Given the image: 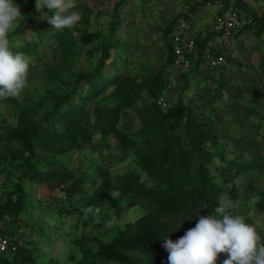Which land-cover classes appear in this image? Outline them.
<instances>
[{"label": "rangeland", "instance_id": "374dc122", "mask_svg": "<svg viewBox=\"0 0 264 264\" xmlns=\"http://www.w3.org/2000/svg\"><path fill=\"white\" fill-rule=\"evenodd\" d=\"M115 1L75 0L76 7L70 11L80 13V7H88V23L80 20L74 28L59 31L43 20L42 15L48 11L45 8L43 12H37L36 20L23 35L10 34V46L30 45L33 49L32 44L36 45L35 51L23 53L30 60L29 86L19 98L0 99V135H5L18 124L17 113L21 110L29 112L37 107L32 119L40 121L43 114L55 105L52 94L70 92L78 72L93 71L100 57L101 40L85 43L78 38L82 32L106 34ZM14 3L19 5L23 14L21 0H14ZM180 3V0H127L115 33L118 47L110 50L102 70L104 79L109 82L88 101L87 107L95 102L113 106L119 100L116 94L118 85L129 79L142 83V79L155 76L166 56L162 32L172 18L182 19L179 16ZM250 5L249 8L257 11L258 15H264V0H252ZM189 18H186L188 24ZM191 29L188 27L187 32L197 36L198 32ZM65 35L74 40L67 47L61 43ZM214 41L217 42L216 51L223 56L222 65L209 70L194 58L184 68H174L170 63L164 68V78L169 86L158 98L160 106L165 109L182 93L185 102L214 135L217 147L211 151L213 158L207 165L214 180L226 190L220 200L235 203L237 207L230 209V213L244 216L245 222L256 227L264 242V211L258 209V204L264 201V73L260 68L264 56V32L258 35L251 28H242L226 39L218 37ZM76 87L75 96H83L86 82ZM148 99L142 86L140 98L122 112L118 122L120 129L127 132L135 130L140 107ZM56 128L62 130V125L58 123ZM80 144L58 154L36 143L35 153L40 156L38 165L46 167L53 163L57 169L64 168L74 171L76 176L83 175V188L88 191L98 183L94 171L98 165L109 168L112 174L136 167L134 154L124 149L112 135L102 137L96 132L90 142ZM17 145L15 141L11 142L12 147L17 148ZM222 167L228 169L230 180L224 181L219 175ZM23 170L19 159L13 160L11 165L8 160L0 159V193L10 189ZM21 182L28 199L20 222L12 223V228L16 229L18 244L30 245L27 249L35 264H69L72 259H81L76 240L82 235L86 246L94 248V236L110 240L125 222L135 220L152 205L145 198L133 207L122 201V215L115 219L113 209L105 204L101 209L102 220L115 221L113 227L106 228L103 223H95L91 216L87 220L83 218L80 209L86 207L81 205L84 198L67 200L59 194L58 186L50 189L46 184L31 182L28 178L21 179ZM231 187L234 192H228ZM1 224L4 229L8 228L5 222ZM100 264L118 263L100 260Z\"/></svg>", "mask_w": 264, "mask_h": 264}, {"label": "trees", "instance_id": "16d2710c", "mask_svg": "<svg viewBox=\"0 0 264 264\" xmlns=\"http://www.w3.org/2000/svg\"><path fill=\"white\" fill-rule=\"evenodd\" d=\"M207 1L195 2L187 13L179 12V16L189 18L198 6L205 5ZM21 2L24 12L19 27L14 31L19 35H23L37 18L36 1ZM250 3L234 0L232 5L253 16L254 25H244L242 28H251L253 33L260 35L264 32V15H258L257 11L250 9ZM126 4L127 0L113 3L106 34L82 32L78 38L85 43L101 40L100 57L93 71L78 72L74 79L75 86L70 92L52 94L55 105L43 114L40 121L32 119L37 107L29 112L21 110L17 113L18 124L5 135H0V159L8 160L9 165L13 160L19 159L24 168L22 175L18 176L19 180L10 189L0 193V224H8L5 229L12 236L17 233L12 228V223H19L28 199L27 190L21 182L23 178H28L31 182H42L50 189L58 186L59 194L67 200L82 197L84 200L81 205L86 207L102 209L106 204L113 209L115 219L122 215V201L128 207L137 205L142 198L152 203L151 208L142 212L135 220L125 222L110 240L94 236V248L86 246L82 235L76 240L82 258L72 259L69 264H99V260H110L118 264H167L168 253L162 247L163 239L170 238L175 242L186 230L195 226L199 215L211 214L218 206L221 195L226 192L214 180L207 165L213 158L211 151L217 147L215 137L185 102L183 94L179 93L177 101L165 109L157 103L158 97L169 86L164 78V68L173 61L169 39L177 22L175 18L166 24L162 32L166 56L154 77L142 79V83L129 79L118 85L116 94L119 100L113 106L97 102L86 106L109 82L104 79L102 70L110 56V50L118 47L115 33L121 22L120 12ZM222 4L220 13L231 2L222 0ZM89 10L88 7H80L82 23H88ZM213 35L214 33L209 32L205 36H195L200 55ZM73 41L70 35H65L61 43L67 47ZM32 45L33 49L26 45L19 48L10 46V50L13 53H30L29 51H35L36 43ZM260 68L264 73V56ZM82 82L87 84L85 94L75 96L78 91L76 86ZM142 86L149 99L140 107L135 130L124 131L118 126L119 119L122 112L140 98ZM58 123L62 125V130L56 128ZM96 132L102 137H115L124 149L134 154L136 167L112 174L109 168L98 165L94 169L98 183L88 191L83 188V175L76 176L74 171L57 169L53 163H48L46 167L38 165L37 159L40 156L35 153L36 143L48 151L62 154L80 146L81 142H90ZM12 141L18 144L17 148L11 146ZM219 175L224 181L231 179L225 167H222ZM112 190L119 191L117 199L108 195ZM228 192H234L233 188H229ZM60 200L67 202L62 198ZM258 209L264 211V201L258 204ZM225 258V254L220 255L221 261ZM0 264H35V260L21 243L17 244L14 252L0 254Z\"/></svg>", "mask_w": 264, "mask_h": 264}, {"label": "clouds", "instance_id": "9594fccd", "mask_svg": "<svg viewBox=\"0 0 264 264\" xmlns=\"http://www.w3.org/2000/svg\"><path fill=\"white\" fill-rule=\"evenodd\" d=\"M75 0H36L37 12L44 13L54 30L72 29L81 20L75 8ZM47 13H52L47 15ZM22 12L14 0H0V99L19 98L29 86L30 60L23 53L10 50V34L20 25ZM112 199L119 191L108 192ZM237 205L222 199L209 215H199L194 227L186 230L175 242L166 238L162 247L167 251V264H264V242L256 227L245 222V217L233 215L230 209ZM85 220L89 216L95 223L113 227V220H102L99 207L80 209ZM226 258L220 260V255Z\"/></svg>", "mask_w": 264, "mask_h": 264}, {"label": "built area", "instance_id": "2783aa9c", "mask_svg": "<svg viewBox=\"0 0 264 264\" xmlns=\"http://www.w3.org/2000/svg\"><path fill=\"white\" fill-rule=\"evenodd\" d=\"M180 12L187 13L195 2L202 0H180ZM243 3H250L251 0H239ZM219 10L222 9V2L216 3ZM244 25H254L253 16L244 13L241 9L229 5L224 13H217L213 25V32L218 37L226 39L233 35ZM189 24L187 19L182 16L172 28L169 43L173 52L172 65L174 68L188 67L191 63L190 58L200 59L201 63L209 70H216L223 63V56L214 49L212 43L208 41L204 45L201 55L198 52L196 39L193 35L188 34ZM160 105V99H157ZM18 241L15 236L10 235L0 224V254L14 252L17 249Z\"/></svg>", "mask_w": 264, "mask_h": 264}, {"label": "crops", "instance_id": "0c3cea01", "mask_svg": "<svg viewBox=\"0 0 264 264\" xmlns=\"http://www.w3.org/2000/svg\"><path fill=\"white\" fill-rule=\"evenodd\" d=\"M221 2L222 0H208L205 5H200L197 7V9L190 14V20H189V27L192 28L194 31L198 32L201 36H205L206 33L213 32V25L215 21V15L217 13L221 14L220 10L217 8L216 3ZM234 0H230L231 4H233ZM224 13V12H223ZM191 29V30H192ZM188 34H190L188 32ZM191 35V34H190ZM217 35L214 34L212 37H210L209 41L212 44L214 49H217V42L214 41V39H217ZM20 222V221H19ZM15 236V235H14ZM17 239V236H15ZM26 248H29V244L22 243ZM100 264V260H99Z\"/></svg>", "mask_w": 264, "mask_h": 264}]
</instances>
